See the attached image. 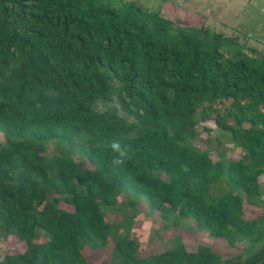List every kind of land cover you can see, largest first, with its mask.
Masks as SVG:
<instances>
[{"label": "trees", "instance_id": "16d2710c", "mask_svg": "<svg viewBox=\"0 0 264 264\" xmlns=\"http://www.w3.org/2000/svg\"><path fill=\"white\" fill-rule=\"evenodd\" d=\"M206 120L237 159L211 147ZM0 131V238L25 246L0 264H91L86 250L111 237L107 264H264V211L243 207L264 208V54L236 38L121 0H0ZM113 141L130 148L123 165ZM129 189L162 219L191 217L242 250L141 254Z\"/></svg>", "mask_w": 264, "mask_h": 264}, {"label": "rangeland", "instance_id": "374dc122", "mask_svg": "<svg viewBox=\"0 0 264 264\" xmlns=\"http://www.w3.org/2000/svg\"><path fill=\"white\" fill-rule=\"evenodd\" d=\"M122 2H133L143 8L159 12L162 16L172 19L176 23L200 26L205 24L212 31L221 32L225 36L236 38L243 49L255 56L264 54V0H121ZM118 105L116 99L113 100ZM103 106V105H102ZM121 114H124L120 111ZM130 118L129 116H127ZM203 123L211 127V147L218 145L224 149V154L229 159H237L241 155L238 144L226 140L224 130H221L212 120ZM206 133L200 135L196 144L207 148L205 142ZM219 140V141H217ZM5 137L0 131V142ZM219 142V144H218ZM72 157L79 166L92 167L93 165L80 153L72 151ZM212 160L219 159L218 151L213 148L209 151ZM259 182L264 191V174L259 177ZM125 194V193H124ZM134 198L138 201L134 212L130 234L138 238L139 251L141 254H151L162 251L177 244H183L188 250H196L199 245H209L223 258L236 254L242 250V243L236 246L229 245L224 238L213 237L206 230L196 228L194 219L191 217L165 220L157 211L151 208L145 196L137 190L129 189L126 199ZM125 201V195H119V202ZM62 206H71L61 203ZM244 214L247 218L257 216L264 208H258L244 202ZM106 218L112 223L122 221L119 210L109 206H102ZM121 223V222H120ZM124 222L121 224L123 225ZM120 224V225H121ZM42 240V238H41ZM114 237L110 238L107 247L98 251L88 253L91 264H107L111 259V247ZM24 243L14 235L0 238V255L6 253H17L24 250Z\"/></svg>", "mask_w": 264, "mask_h": 264}, {"label": "clouds", "instance_id": "9594fccd", "mask_svg": "<svg viewBox=\"0 0 264 264\" xmlns=\"http://www.w3.org/2000/svg\"><path fill=\"white\" fill-rule=\"evenodd\" d=\"M110 147L112 151L117 154L112 160L114 165H123L126 160L131 158L129 146H122L119 141H113Z\"/></svg>", "mask_w": 264, "mask_h": 264}]
</instances>
